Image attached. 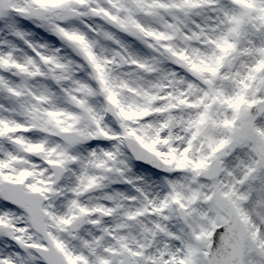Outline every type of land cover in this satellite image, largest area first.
Listing matches in <instances>:
<instances>
[{"label": "snow or ice", "instance_id": "snow-or-ice-1", "mask_svg": "<svg viewBox=\"0 0 264 264\" xmlns=\"http://www.w3.org/2000/svg\"><path fill=\"white\" fill-rule=\"evenodd\" d=\"M0 264H264V0H0Z\"/></svg>", "mask_w": 264, "mask_h": 264}]
</instances>
